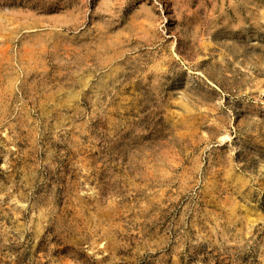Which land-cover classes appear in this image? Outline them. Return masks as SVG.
<instances>
[{"label": "rangeland", "instance_id": "obj_1", "mask_svg": "<svg viewBox=\"0 0 264 264\" xmlns=\"http://www.w3.org/2000/svg\"><path fill=\"white\" fill-rule=\"evenodd\" d=\"M0 264H264V0H0Z\"/></svg>", "mask_w": 264, "mask_h": 264}, {"label": "bare ground", "instance_id": "obj_2", "mask_svg": "<svg viewBox=\"0 0 264 264\" xmlns=\"http://www.w3.org/2000/svg\"><path fill=\"white\" fill-rule=\"evenodd\" d=\"M29 63H30V62H29ZM24 68H25V67H24ZM26 70H27V69H26ZM233 213H235V211H234ZM231 215H232V214H231ZM246 219H247V221L249 222V223L247 222L248 224H253V223H254V221H252L251 218H250L249 216H247Z\"/></svg>", "mask_w": 264, "mask_h": 264}]
</instances>
